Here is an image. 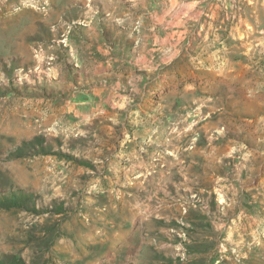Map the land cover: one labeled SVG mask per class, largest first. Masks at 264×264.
Returning a JSON list of instances; mask_svg holds the SVG:
<instances>
[{"label": "rangeland", "instance_id": "374dc122", "mask_svg": "<svg viewBox=\"0 0 264 264\" xmlns=\"http://www.w3.org/2000/svg\"><path fill=\"white\" fill-rule=\"evenodd\" d=\"M23 1L0 0V193L32 191L34 206L0 208V257L17 254L29 264H264L261 54L255 51L259 66L246 99V85H236L228 67L186 69L179 55L155 69L156 56L140 58L136 38L141 45L156 24L149 10L157 15L171 0L143 2L141 22L127 9L124 23L115 2L105 11L98 0L92 13L91 0H75L79 14L66 16L71 0ZM220 4L222 14H237L239 22L253 13L254 36L264 33V0ZM181 10L174 28L171 14L165 18L169 29H181ZM102 21L129 26L122 28L129 36L122 55L112 49L107 55L108 41L89 38L102 33ZM87 69L110 74L86 85ZM159 102L172 110L168 140L244 146L216 170L212 159L190 157L189 188L174 199L178 213L168 220L156 216V199L141 193L135 173L140 158L148 162L153 154L152 134L142 126L153 123L148 114ZM249 151L255 156L246 166L236 164ZM214 172L225 175L221 183ZM58 202L62 213L50 210ZM234 214L251 225H229Z\"/></svg>", "mask_w": 264, "mask_h": 264}, {"label": "crops", "instance_id": "0c3cea01", "mask_svg": "<svg viewBox=\"0 0 264 264\" xmlns=\"http://www.w3.org/2000/svg\"><path fill=\"white\" fill-rule=\"evenodd\" d=\"M25 1V0H24ZM25 4H34L33 0H26ZM75 0H71V4L66 8L70 9L65 15L79 14V9H75V6L80 4L74 3ZM132 4H127V0H100L101 7L105 11H109L108 8L111 2H115L118 7V20L119 22H125L126 10L132 9V13L129 16L133 17V22L138 19L141 22L142 11L139 10V6L143 5V2L154 6L157 0H131ZM227 0H171V6L168 8H162L161 12L154 15L150 10L149 13L155 18V26L150 27L151 34H147L143 38L141 45H138V39L136 38L137 52L140 54V58L148 57L145 55H152L155 58L154 68L162 67L164 64L173 63L179 55H181L182 63L185 64L186 69H222L228 67L231 71H235L233 79L235 84L246 85V99H251L253 95L254 84L253 77L255 71H257L258 64L255 65V51L261 54L262 64L260 70H264V33L254 36V20L253 13L240 15V22L237 19V14L226 15L221 12L223 9L220 7V3L225 4ZM63 0H53V5H61ZM252 2V0H249ZM93 12L96 13L99 10L98 0H91ZM178 6V7H176ZM181 29H169L165 24V18L168 14L171 16L167 19L171 22L172 28L175 23L179 21H173L172 19L176 14L177 8H181ZM197 7V9H196ZM155 10V8H153ZM83 17L84 16H79ZM137 17V18H136ZM228 19V20H227ZM98 19L97 21H99ZM124 27L128 25L121 24V26L114 27L109 25V21H102L99 29L102 33H97L95 30L94 36L90 35V39L100 38V45L108 43L111 46H107L108 50L104 51L107 55L110 54V49L117 51L118 55H122L121 50L124 53L125 41L129 39V36L122 34ZM133 26L131 29H135ZM115 30V34L113 32ZM130 29V28H129ZM264 32V27L261 29ZM131 40V39H130ZM94 40H91V44H94ZM139 49V51H138ZM102 50V49H101ZM103 52V50H102ZM115 55V53H113ZM111 58V56H110ZM221 58V60H220ZM107 57L106 61H108ZM115 60L114 57H112ZM153 59L148 61H153ZM88 75L85 77L86 85L88 82H96V75H109V71H95L94 69H87ZM238 72L243 76L238 77ZM160 77V76H159ZM262 84V92L264 94V75L259 79ZM166 81L162 79L158 82ZM185 91H190V82L187 81ZM102 86H104L102 84ZM252 87V88H251ZM232 97V95H230ZM109 97V95H108ZM104 101V100H102ZM108 101V98L106 99ZM242 101V98L236 96L235 102ZM262 111L260 117L264 120V96L262 98ZM164 104L159 102L152 112L153 123L150 126H142V131L152 134L150 143L155 146L151 148L153 151L150 160L145 161V158H140L139 168L136 170V182L140 186L141 193H148V196L155 200V208L158 218L170 219L178 213V203L174 201L176 198H183L189 188L188 176L190 174V164L187 160L190 157L197 158L199 161H214V170L219 166L218 163L222 162L223 158L230 154V151L235 147L244 149L242 144H235L231 148H223L216 146V144H207L210 148H206V145L201 146L199 144L188 145L182 142L168 140L169 137H164L169 131L168 124L173 119L172 110H166ZM171 109V108H170ZM137 114H135L136 116ZM142 121V120H141ZM186 133V132H185ZM183 134V133H182ZM223 150V151H222ZM264 149H262V152ZM260 152V153H262ZM241 160L236 164L241 167L246 166L247 158H253L255 154L251 151L242 154ZM220 167V166H219ZM203 176L206 175V169L201 172ZM200 174V173H199ZM213 178L216 181L223 180L225 175L221 172H214ZM148 178V179H147ZM149 182L150 187H146V182ZM206 181V178H203ZM146 192H145V191ZM176 205V207H175ZM241 216V214H239ZM229 225H251L250 223L242 222L238 219V215L231 216Z\"/></svg>", "mask_w": 264, "mask_h": 264}, {"label": "trees", "instance_id": "16d2710c", "mask_svg": "<svg viewBox=\"0 0 264 264\" xmlns=\"http://www.w3.org/2000/svg\"><path fill=\"white\" fill-rule=\"evenodd\" d=\"M24 144L35 145V141H24ZM36 144H40L44 148V141L41 137H37ZM36 146V145H35ZM31 148V147H29ZM23 150V148H21ZM34 193L32 191L26 190H11L7 194L0 193V208H12V207H24V206H34ZM54 212L62 213L66 210L64 203L58 202L52 205ZM193 249V247L191 246ZM0 264H29L26 260L17 254H4L0 257Z\"/></svg>", "mask_w": 264, "mask_h": 264}]
</instances>
